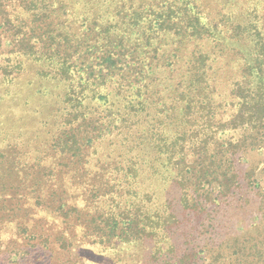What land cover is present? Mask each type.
Segmentation results:
<instances>
[{"label":"trees","instance_id":"16d2710c","mask_svg":"<svg viewBox=\"0 0 264 264\" xmlns=\"http://www.w3.org/2000/svg\"><path fill=\"white\" fill-rule=\"evenodd\" d=\"M11 97L33 109L0 122V188L22 164L24 203L42 227L67 226L60 241L264 264L250 240L209 258L196 245L239 194L236 163L264 150V0H0V103Z\"/></svg>","mask_w":264,"mask_h":264},{"label":"rangeland","instance_id":"374dc122","mask_svg":"<svg viewBox=\"0 0 264 264\" xmlns=\"http://www.w3.org/2000/svg\"><path fill=\"white\" fill-rule=\"evenodd\" d=\"M23 107L26 106L22 104L21 100L12 97L7 98L0 103V122L5 124L6 113L8 112L11 113L10 116H14L15 122L18 124L19 116L23 113ZM26 108L32 110L33 106ZM0 127L2 129L5 125ZM13 137L17 138V132L14 133ZM9 150L8 155L17 154L14 147ZM21 165L15 166V171L10 176L7 175L9 177L8 185L3 186V190L2 187L0 188V199L4 200L0 206L4 207L3 210H0V217L2 216L0 223L2 230L0 234V264H169V257L163 256L161 259L152 257L153 245L118 249L121 251L120 257L112 251L105 250L102 246H79L78 240H74L71 245L68 241L66 242L67 236L60 241L59 238L67 226L63 225L64 230H61L60 226L51 228L50 224L42 227L38 218L34 217L38 209L29 208L30 203L25 205L27 203L26 197L23 196V191H20L19 188L20 180L18 177L25 173L22 171ZM236 166L240 171L242 183V187L238 188L237 191L239 194L234 198H223L220 207L216 211L214 210L215 213L213 212L216 217V221L214 220L213 223L216 226L213 224L208 228L206 224V228L200 230L196 242L197 246L200 245L199 249L205 251L204 257L206 258L210 257L211 247L222 243L225 245L228 242L229 248H232L234 247L232 242L237 238L250 240L252 244H259V246L264 245V150L248 152L245 159L237 162ZM4 168L0 166V176L4 174ZM249 171L250 174L256 171V174H252L250 181L247 179ZM252 181H254V186ZM256 184L259 186H255ZM13 186L15 188H12ZM157 191L164 201L171 200L173 204L176 199L175 202L179 201L180 190L176 185L163 184ZM18 201L24 205L22 206L21 203L18 207ZM85 207H81L78 213L82 212L81 209H86ZM177 211L180 220L181 216L183 218L191 213V210L184 206L179 207ZM78 213L73 214L72 217H77ZM85 213L84 211L82 214ZM46 219L49 223L54 220L50 217ZM83 219L86 220L87 217L84 216ZM80 227L74 228L75 230L72 232L76 231L80 235ZM67 231L69 234V230ZM179 239H182L181 236ZM252 244L249 245L252 246Z\"/></svg>","mask_w":264,"mask_h":264}]
</instances>
